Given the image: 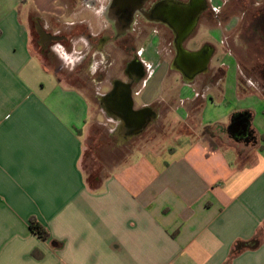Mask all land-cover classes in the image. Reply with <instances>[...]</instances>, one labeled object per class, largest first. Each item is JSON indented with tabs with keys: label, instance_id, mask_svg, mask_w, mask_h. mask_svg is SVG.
Masks as SVG:
<instances>
[{
	"label": "crops",
	"instance_id": "1",
	"mask_svg": "<svg viewBox=\"0 0 264 264\" xmlns=\"http://www.w3.org/2000/svg\"><path fill=\"white\" fill-rule=\"evenodd\" d=\"M120 1L0 0V264H264V97L239 92L237 60L214 65L211 43L207 69L186 77L156 28L141 38L135 23L126 34ZM38 26L65 38L52 49L57 71L33 52ZM122 27L118 42L106 39ZM119 55L123 69L136 57L144 73L134 111L172 132V144L138 151L92 187L82 166L91 104L61 77L107 62L110 83L95 85L106 97ZM238 113L250 128L235 140L228 129ZM248 242L256 247L234 252Z\"/></svg>",
	"mask_w": 264,
	"mask_h": 264
},
{
	"label": "rangeland",
	"instance_id": "2",
	"mask_svg": "<svg viewBox=\"0 0 264 264\" xmlns=\"http://www.w3.org/2000/svg\"><path fill=\"white\" fill-rule=\"evenodd\" d=\"M207 5L208 13L201 20L193 37L186 43L188 49L193 52L194 56H197L203 50L205 43H211L217 49V56L213 64L217 65L219 60H224L235 65L237 60L241 82L243 85L250 86L253 89L252 92H258L264 76V0H207ZM141 29L146 30L145 27ZM37 33L34 28L32 33L33 52L42 58L47 68L57 71L62 63H58L54 54L49 58L42 56L39 34ZM131 43L129 42V46ZM55 47L56 45H53L50 48L52 50ZM165 47L167 48V46ZM165 56L167 61L173 60L172 46L171 55L168 53ZM68 58L70 60L68 59L66 62L69 64L73 59L75 62L79 61L78 57L72 58L69 55ZM117 60L118 62H114L109 69V74L117 75L118 79L126 82L122 55H119ZM75 64L77 65V63ZM102 66H106L105 68L108 70L107 62L97 61L93 70L92 65L84 61L73 72H67L68 76L61 77L66 82L83 90L91 104L92 115L89 136L86 141L82 166L92 187L98 186V181H101L118 166L125 164L129 159H133L138 155V151H146L152 147L160 150L166 145H171V134H173L165 128L151 126L142 139L126 140V138H120V122L110 118L99 102V98L102 96L98 92L101 88H96V86L101 82L110 83V77L107 74L105 77L98 75L103 70ZM102 91L110 92L111 86L106 83ZM140 100L141 96H138L136 98L138 105H140ZM181 132L183 131L181 130ZM203 133L206 134L207 132L204 131ZM152 136L154 138L150 139ZM147 139L152 140V142L147 141Z\"/></svg>",
	"mask_w": 264,
	"mask_h": 264
},
{
	"label": "flooded vegetation",
	"instance_id": "3",
	"mask_svg": "<svg viewBox=\"0 0 264 264\" xmlns=\"http://www.w3.org/2000/svg\"><path fill=\"white\" fill-rule=\"evenodd\" d=\"M120 3L123 4V7L119 8L121 10L119 13V17L122 25L123 21L125 23L124 25H127V22H129L132 18V12H136L132 18L133 24L131 26V29L128 30L126 34H129L133 30V26L135 25V23H140L142 27L145 28L147 25L151 26L154 29L156 28L158 30V39L161 43L163 54L167 55L169 53V55H171L172 46V50L174 52L173 64L175 68L181 70L188 78H191V76H195L197 73H200L202 71L203 66L201 67V62L210 57L214 52L211 45L209 43L204 45L203 50L198 53L197 56L193 55V59L187 61L185 56L183 55L181 48L178 46V39L181 37L182 27L187 22L189 11L191 9H197L198 6H201V4L204 3L205 10L199 15L198 22L193 33L182 44L183 50H185V44L194 35L201 20L208 13L207 0H127V5L125 4L124 0H121ZM140 4H143L142 9L138 8ZM124 30L125 27H122L115 34L106 35V39L113 42H118L120 39L118 35L123 34ZM145 33L148 34L147 29L145 31L141 29V38L146 35ZM63 39L60 41H52L51 43H48L47 40L42 42L41 38L39 37V45L41 48L42 56L49 58L53 54V51L50 47L56 45L57 43H61ZM165 46H167V48ZM129 47L133 50L132 44ZM192 62H194L195 64H193ZM137 63L138 61L136 57L132 58L131 61L126 63V67L125 69H123V73H128L126 77L127 81L125 82L118 78H115L112 81L113 86H111V91L108 92L109 94L114 92L116 89H118L119 92L120 90H124V84H126L127 87H129L131 90L137 87V85L141 81L136 80V76H134V71L138 68ZM105 74H107L106 68L103 69L98 75L105 77ZM99 102L109 114L116 118H119L121 122L119 127L120 138H126V140L142 139L148 133L151 124H149V126H147L143 131L139 132L140 127L145 122V114H143L142 112L136 115V118L132 123L130 121L129 123H127L125 117L123 116V112L121 111L123 109L119 104L116 105L114 99H111L110 96L108 98L102 97L100 98ZM153 138L154 136H152V138L150 139ZM150 139H147V141L152 142V140Z\"/></svg>",
	"mask_w": 264,
	"mask_h": 264
},
{
	"label": "water",
	"instance_id": "4",
	"mask_svg": "<svg viewBox=\"0 0 264 264\" xmlns=\"http://www.w3.org/2000/svg\"><path fill=\"white\" fill-rule=\"evenodd\" d=\"M142 7H143V4H140L138 8L142 9ZM204 10H205L204 3L201 4V6H198L197 9H195V10L191 9L189 11V14H188L187 22L182 27L181 37L178 39V46L181 48L183 55L185 56L187 61H190L191 59H193V54L190 52H187L186 50H183L182 44L193 33L195 26L198 22L199 15ZM135 13H136L135 11L132 12L133 15ZM133 15H132V18H133ZM132 18L128 22V29L131 27V24L133 22ZM37 32H38L39 37L41 38L42 42L47 40L48 43H51L52 41H60L63 39V37H59V36H55V35H51V34L47 33L41 26L37 27ZM209 60H210V57L206 58L201 63V67L203 66L201 72H204L207 69V66L209 64ZM192 63L195 64L194 62H192ZM142 73L143 72H142L141 68H139V67L134 71V76H136V80H138V81L142 80V78L144 76V74H142ZM192 77H194V75L191 76V78ZM124 85H125L124 90H120V92H119L118 89H116L114 92L109 94L108 97L110 96L111 99H114L116 105L119 104L120 107L123 109L121 111L123 112V116L125 117L127 123H129V121L132 123L135 120L136 115H138L142 111H134L133 99H132V90L129 87H127L126 84H124ZM108 97L106 96V98H108ZM144 121L145 122L140 127L139 132L143 131L148 126L150 119L147 118V116H145ZM249 128H250L249 116H247L246 113H238V114L234 115V117L231 121V125L229 126L228 130H229V134L231 135V137L233 139L240 140V139L247 138L249 136Z\"/></svg>",
	"mask_w": 264,
	"mask_h": 264
},
{
	"label": "trees",
	"instance_id": "5",
	"mask_svg": "<svg viewBox=\"0 0 264 264\" xmlns=\"http://www.w3.org/2000/svg\"><path fill=\"white\" fill-rule=\"evenodd\" d=\"M224 76H225V70L220 69L218 71L217 77L223 78ZM262 82H263L262 86L259 88L258 93L262 97H264V76H263ZM252 91H253V89L250 86L243 85V83L241 82L240 77H239V92L241 94H247V93H251ZM192 121H194V120L191 119V125L193 124ZM30 227H31V230L33 231V233L36 234L43 241H48L51 238L49 232L43 226H41L39 223H37L36 221L32 220ZM253 247H256L254 242L239 243L238 245H236L234 252L238 254L239 252L243 251V249H245V248H253Z\"/></svg>",
	"mask_w": 264,
	"mask_h": 264
}]
</instances>
